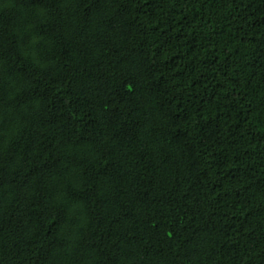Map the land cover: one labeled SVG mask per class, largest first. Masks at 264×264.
Wrapping results in <instances>:
<instances>
[{
    "label": "trees",
    "instance_id": "obj_1",
    "mask_svg": "<svg viewBox=\"0 0 264 264\" xmlns=\"http://www.w3.org/2000/svg\"><path fill=\"white\" fill-rule=\"evenodd\" d=\"M0 264H264V0H0Z\"/></svg>",
    "mask_w": 264,
    "mask_h": 264
}]
</instances>
